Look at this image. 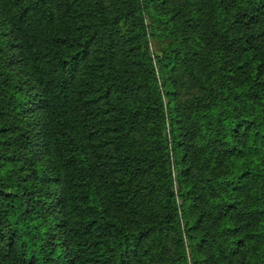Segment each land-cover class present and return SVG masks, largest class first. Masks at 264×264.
I'll return each instance as SVG.
<instances>
[{"label":"trees","instance_id":"obj_1","mask_svg":"<svg viewBox=\"0 0 264 264\" xmlns=\"http://www.w3.org/2000/svg\"><path fill=\"white\" fill-rule=\"evenodd\" d=\"M0 246L264 264V0H0Z\"/></svg>","mask_w":264,"mask_h":264},{"label":"rangeland","instance_id":"obj_2","mask_svg":"<svg viewBox=\"0 0 264 264\" xmlns=\"http://www.w3.org/2000/svg\"><path fill=\"white\" fill-rule=\"evenodd\" d=\"M4 28L6 21L3 19L2 21ZM0 262L3 264H15V258L12 254V251L5 246H0Z\"/></svg>","mask_w":264,"mask_h":264}]
</instances>
